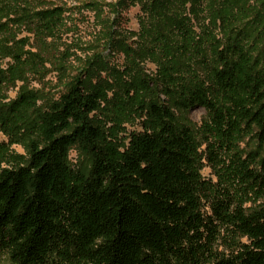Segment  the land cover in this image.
<instances>
[{
  "label": "trees",
  "instance_id": "trees-1",
  "mask_svg": "<svg viewBox=\"0 0 264 264\" xmlns=\"http://www.w3.org/2000/svg\"><path fill=\"white\" fill-rule=\"evenodd\" d=\"M62 16L58 6L31 11L20 0H0V56L15 61L8 73L0 70V89L7 74L23 80L27 70L14 27L51 36ZM230 30L211 82L174 86L167 71L157 81L168 95L179 89L180 108L212 112L209 131L230 154L224 182L201 173L204 160L219 161L213 143L201 149L154 96L128 94L116 104L142 117L143 132L126 143L99 123L103 93L80 77L44 109L22 89L16 109L34 110L35 136L0 168V251L15 264H47L63 253L89 264H264V66L252 60L245 35ZM248 135L257 151H234ZM73 149L90 155L88 171L71 160Z\"/></svg>",
  "mask_w": 264,
  "mask_h": 264
},
{
  "label": "rangeland",
  "instance_id": "rangeland-1",
  "mask_svg": "<svg viewBox=\"0 0 264 264\" xmlns=\"http://www.w3.org/2000/svg\"><path fill=\"white\" fill-rule=\"evenodd\" d=\"M20 1L31 11L58 6L63 16L51 36L40 38L29 26L14 27L16 40H24L18 45L28 52L29 61L23 80H12L7 74L0 89V168L10 166L12 154L25 153V144L35 136L34 110L16 109L19 92L31 90L36 95L33 106L44 109L59 99L72 79L80 77L87 88H100L103 93L105 107L97 116L99 123L113 136L126 137V143L135 132H143L142 117L134 107H117L119 100L131 94L137 100L154 96L168 103L180 125L193 131L201 149L212 142L219 152L217 164L203 161V177L224 182L230 154L209 131L212 112L199 104L180 108L179 89L168 95L157 81L167 71L175 79L174 86L211 82L214 68L221 65L219 51L232 35L230 28L245 35L252 60L264 66V0ZM14 62L0 56V70L8 73ZM223 102L214 98L216 105ZM232 147L246 153L257 151L258 144L248 135ZM70 158L77 167L89 170V154L73 149ZM218 248L226 250L220 244ZM71 254H58L47 264H89L84 256ZM0 264L15 263L9 252L0 251Z\"/></svg>",
  "mask_w": 264,
  "mask_h": 264
}]
</instances>
